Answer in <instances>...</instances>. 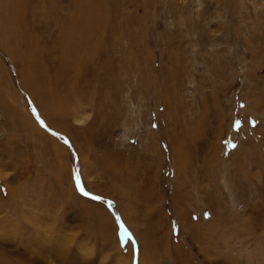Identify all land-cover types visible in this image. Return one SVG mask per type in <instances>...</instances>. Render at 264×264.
<instances>
[{
    "label": "rangeland",
    "instance_id": "374dc122",
    "mask_svg": "<svg viewBox=\"0 0 264 264\" xmlns=\"http://www.w3.org/2000/svg\"><path fill=\"white\" fill-rule=\"evenodd\" d=\"M263 134L264 0H0V264H264Z\"/></svg>",
    "mask_w": 264,
    "mask_h": 264
},
{
    "label": "bare ground",
    "instance_id": "6f19581e",
    "mask_svg": "<svg viewBox=\"0 0 264 264\" xmlns=\"http://www.w3.org/2000/svg\"><path fill=\"white\" fill-rule=\"evenodd\" d=\"M81 30V29H80ZM74 31H71L70 32V34L68 33H66V39L67 40H69V41H71V40H77V38L74 36ZM65 39V38H64ZM68 41V42H69ZM60 42V41H59ZM65 42H67L66 40H65ZM62 43V42H61ZM70 43V42H69ZM61 45V44H60ZM65 46V45H64ZM66 48V50L68 49V45H67V47H65ZM72 48V46H70L69 47V49H71ZM64 51V50H63ZM86 51V50H85ZM60 63H61V61H60ZM71 83V82H70ZM71 85V84H70ZM70 88H71V86H70ZM68 90V89H67ZM76 90V89H75ZM74 91V90H73ZM72 92V90L70 89V93ZM126 222H128V223H130V221H126ZM131 224V223H130ZM132 225V224H131ZM129 228L132 230V232H133V234L135 235V237L137 238V242H138V245L140 246L139 248H140V258L141 257H145V256H147L148 257V259H149V261L151 262V263H154V259H155V256L154 255H152L151 254V252L150 251H152V250H150L151 248L149 247H146V245H148V244H146V240H144V238L140 235V233L138 232V230L132 225V226H129ZM117 242H118V239H117ZM118 246H119V243H118ZM128 248L130 249V246H128ZM119 252L121 253V249H120V247H119ZM146 253V254H145ZM132 255V250L130 249V253H129V255L125 258L124 256H120V259H119V261L120 262H124L125 264H128L127 262H128V258L130 257ZM130 264H132V257H131V262H130ZM141 264H142V262H141Z\"/></svg>",
    "mask_w": 264,
    "mask_h": 264
},
{
    "label": "crops",
    "instance_id": "0c3cea01",
    "mask_svg": "<svg viewBox=\"0 0 264 264\" xmlns=\"http://www.w3.org/2000/svg\"><path fill=\"white\" fill-rule=\"evenodd\" d=\"M257 119V118H256ZM259 119V118H258ZM260 120V119H259ZM261 121V120H260ZM262 122V121H261ZM262 125V124H261ZM264 140V134L262 135V136H260V138H259V140H258V142L259 141H263ZM226 172H228V173H226ZM225 173H223V176L221 177V179H220V182H221V184H227V185H229V184H234L233 186L235 187V185H236V177H237V175H236V171H234L233 173H232V175H231V172L229 171V169L226 171ZM227 174H228V176H227ZM198 180H199V176H198ZM205 181V180H204ZM245 182H247V181H245ZM201 184V181H199L198 182V186ZM203 184V187H202V190L204 191L205 190V182H203L202 183ZM224 190H226V188H223V187H221V190H217L218 191V193L219 192H221L222 194L225 192ZM228 192H230V189L229 190H227ZM249 191H251L250 189H249ZM182 194H183V192H181ZM220 194V193H219ZM184 196H186L185 194H183ZM234 197V196H233ZM182 199L184 198L183 196L181 197ZM186 199L188 198L187 196L185 197Z\"/></svg>",
    "mask_w": 264,
    "mask_h": 264
}]
</instances>
